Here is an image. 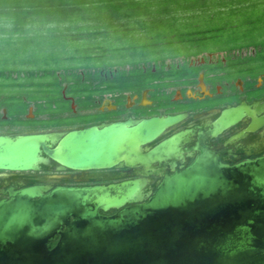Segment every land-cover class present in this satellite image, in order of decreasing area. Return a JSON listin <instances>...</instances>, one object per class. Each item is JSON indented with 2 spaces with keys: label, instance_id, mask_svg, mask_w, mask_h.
Segmentation results:
<instances>
[{
  "label": "water",
  "instance_id": "water-1",
  "mask_svg": "<svg viewBox=\"0 0 264 264\" xmlns=\"http://www.w3.org/2000/svg\"><path fill=\"white\" fill-rule=\"evenodd\" d=\"M175 120L72 132L51 150L54 135L0 136V169H35L43 150L72 168L109 163L122 145L140 157ZM140 189L136 180L12 193L0 200V264H264V156L231 167L206 152L148 201ZM111 208L121 209L101 213Z\"/></svg>",
  "mask_w": 264,
  "mask_h": 264
},
{
  "label": "flooded vegetation",
  "instance_id": "flooded-vegetation-1",
  "mask_svg": "<svg viewBox=\"0 0 264 264\" xmlns=\"http://www.w3.org/2000/svg\"><path fill=\"white\" fill-rule=\"evenodd\" d=\"M259 51H206L166 60L165 64H144L141 72L130 66L95 68L89 75L81 74L82 80L60 79V108L52 113L37 114V105L45 100L29 101L24 96L26 111L13 113L0 96V136L54 135L57 142L47 143L50 150L72 132L176 119L140 145V157L122 145L109 163L72 168L43 150V160L35 169H0V200L31 186L109 187L139 180L141 203L148 201L164 180L206 152L231 167L263 157L264 68L246 67L229 74L232 64L257 60ZM120 209L101 213L112 216Z\"/></svg>",
  "mask_w": 264,
  "mask_h": 264
},
{
  "label": "trees",
  "instance_id": "trees-1",
  "mask_svg": "<svg viewBox=\"0 0 264 264\" xmlns=\"http://www.w3.org/2000/svg\"><path fill=\"white\" fill-rule=\"evenodd\" d=\"M5 3L13 6V11L22 21L32 18L48 21L53 29L49 35L76 43L77 52L88 50L87 58L91 60L90 63L79 64L70 70L77 80L83 79L77 71L80 68L85 69L88 75L93 68L126 65L141 72L140 67L144 64H165L167 59L174 60L179 56L188 58L206 51L248 50L251 47L264 50V41H259L225 48L197 47L190 53L144 57L136 61L105 60L109 50L137 49L139 45L135 41L130 43L129 40L146 34L150 36L148 45L157 48L168 40L161 37L166 34L164 32H173L177 24L186 26L185 31L178 33H185L193 48L200 46L209 38V34L222 29L220 26H204L203 21L213 22L225 15H235L240 13V9L264 4V0H0V6ZM22 40L2 42L5 45H16V48L24 51L23 46L26 45H22ZM46 71L48 70L42 68L29 69L23 65V68L10 72H0V77L16 75L20 80L25 76L28 78L44 75Z\"/></svg>",
  "mask_w": 264,
  "mask_h": 264
},
{
  "label": "rangeland",
  "instance_id": "rangeland-1",
  "mask_svg": "<svg viewBox=\"0 0 264 264\" xmlns=\"http://www.w3.org/2000/svg\"><path fill=\"white\" fill-rule=\"evenodd\" d=\"M240 10V13L232 16L225 15L222 19L216 18L213 22L203 21L202 25L204 26H220L222 29L209 34V38L200 46H194L193 48L187 40L186 34L178 33V31H185L186 26L177 24L174 26L173 32H164L166 34L161 37L168 40H165L166 42L157 46V48L148 45L150 36L146 34L141 38L129 40L130 43L135 41L139 45L137 49L109 50L105 60L136 61L144 57L190 53L196 50L197 47L204 49L225 48L264 41V4H256ZM225 25H227V28H225ZM21 42L22 45H26L23 46L24 51L16 48V45H5L0 40V72H10L14 69L23 68V65L29 67V69L42 68L48 71H46L47 73L44 72V75L28 78L25 76L20 80L16 75L0 77V96L5 98L13 113H24L26 111L25 98L35 102L45 100V103L41 102L37 105V114L46 111L49 113L58 111L60 108L59 81L60 79L77 80L70 70L79 64L90 63L91 60L87 58L88 50L77 52L76 43L67 42L65 39L54 35H48L39 40L24 39ZM249 50H254V48L251 47ZM128 67L129 65H126L124 68ZM246 67L264 68V50L258 52L257 60L254 59L241 65L232 64L229 68V74H234ZM77 71L83 75L86 70L80 68Z\"/></svg>",
  "mask_w": 264,
  "mask_h": 264
},
{
  "label": "clouds",
  "instance_id": "clouds-1",
  "mask_svg": "<svg viewBox=\"0 0 264 264\" xmlns=\"http://www.w3.org/2000/svg\"><path fill=\"white\" fill-rule=\"evenodd\" d=\"M53 29L50 22L32 18L22 21L20 16L13 11V6L5 3L0 6V40L16 42L22 39H42L50 34Z\"/></svg>",
  "mask_w": 264,
  "mask_h": 264
}]
</instances>
